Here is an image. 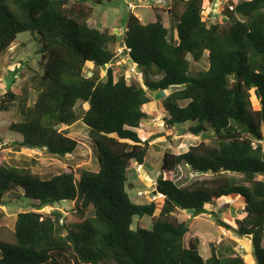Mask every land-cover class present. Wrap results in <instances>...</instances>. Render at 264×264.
<instances>
[{"label":"trees","instance_id":"16d2710c","mask_svg":"<svg viewBox=\"0 0 264 264\" xmlns=\"http://www.w3.org/2000/svg\"><path fill=\"white\" fill-rule=\"evenodd\" d=\"M76 1L78 6L68 7L69 0H0V57L24 32L35 37L40 56L32 85L36 101L20 108L23 118L8 125L12 136H0V149L8 139L5 145L15 151L37 149L62 158L77 146L66 129L81 121L98 164L95 172L70 169L48 178L13 160L0 164V205L15 189L20 190L15 199L32 204V210L16 215L11 239L0 236V264H248L232 248L222 259L212 246L204 260L195 239L185 246L188 226L173 216L177 210L208 215L226 230L250 237L251 264H264V0H226L224 25L203 20L202 0H172L168 27L157 12L150 23L132 13L126 18L122 54L142 74L147 90L173 89L162 102L165 125L201 137L184 152L163 151L156 179L164 194L160 206L135 203L127 192L130 165L148 157L150 140H141L136 129L151 99L140 84L127 83L123 75L115 79L110 67L105 80L98 70L84 75L87 64L99 69L114 63L110 47L119 38L88 27L89 10L79 4L91 0ZM204 55L208 68L192 75L190 61ZM155 76L160 77L149 78ZM14 102L8 90L0 110ZM79 102L85 107L77 112ZM181 167L191 176L211 178L186 185L163 179V172ZM236 199L245 216L234 220L233 228L211 208L229 209ZM61 202L75 203L73 210L81 215L91 210L92 217L68 226L58 210L38 212ZM142 216L151 217V229H132L133 219Z\"/></svg>","mask_w":264,"mask_h":264},{"label":"rangeland","instance_id":"374dc122","mask_svg":"<svg viewBox=\"0 0 264 264\" xmlns=\"http://www.w3.org/2000/svg\"><path fill=\"white\" fill-rule=\"evenodd\" d=\"M130 0H114L111 2H95L83 1L79 6L88 9L89 16L86 17L88 27L97 29L101 32L108 31L115 34L119 41L111 46L112 52L116 59L112 65L103 66L96 69L92 65L87 64L83 70L85 76H91L92 71L98 70L100 78L105 80L106 69L111 68L115 79L119 76H124L127 83L140 84L144 89V77L138 72L137 68L133 69V63L128 59L127 55H123V45L120 39L124 33V26L126 18L129 13L140 17L141 22L150 23L155 21V12L159 13L164 26L170 25V18L168 15V8L171 6L172 0H165L161 6L155 3H147L133 11L126 8V3ZM202 18L207 23L227 24V19L223 15V5L226 0H202ZM223 1V2H222ZM234 3L239 0H232ZM222 2V3H221ZM224 3V4H223ZM78 6L76 0H69L68 7ZM180 12V8L175 9ZM34 36L28 32L21 33L17 36L18 43L16 46L10 48L6 53L0 57V100L7 95V91L15 94V102L8 104V111L0 110V136L11 135L8 131V125L11 122L21 121L23 116L20 108L32 107L36 101V91L33 89V81L39 73L38 62L40 56L37 54L39 45L34 40ZM190 60V58H188ZM208 68L207 56L204 55L202 59L195 63L190 61V71L192 75L197 72L206 70ZM160 76L149 77L151 80H158ZM147 90V89H146ZM173 89L165 92H155L147 90V94L151 99L149 104L142 107V111L146 114V118L141 122L136 132L141 140H150L148 157L142 164V168L137 172V165L133 164V171L128 172L127 192L130 199L135 203H146L148 200L147 193H153L156 188V179L160 175L159 163L164 150H170L172 153L178 154L187 150L190 145H195L201 140L200 136L194 137L190 134L180 135L177 129L167 128L164 123L166 114L163 112V99ZM254 109L259 108L258 100L251 98ZM180 102V105H185ZM83 103L76 105V111L80 108L84 109ZM24 109V108H23ZM82 110V109H81ZM68 136L75 139L77 142L76 149L70 155L62 158L48 155L46 152L37 149L20 148L15 151L10 146H6L7 142L4 140V148L0 149V164L3 161L9 162L13 160L18 165L29 167V169L44 178L57 175L63 171L79 170L95 172L98 169L97 157L95 151L89 145L87 130L85 126L78 121L66 129ZM207 134H211L208 130ZM154 136H157L154 138ZM206 143H209L205 140ZM262 149L264 152V141L262 142ZM135 170V172H134ZM228 176H233L229 174ZM162 177L165 180H172L178 185L188 184L195 180H202L211 178L210 175H201L198 177L191 176L186 167H181L173 172H163ZM237 180L238 176L234 175ZM138 192L145 195L143 197L136 196ZM160 195V193H158ZM20 196V190H14L8 195L7 203L0 205V236L5 239H11L14 221L19 212L32 210V204L24 197L15 199ZM158 197V196H157ZM160 200V201H159ZM161 198L157 199L158 206L161 205ZM73 202H61L54 207H44L38 212L45 215H50L53 210H58L62 214V221L68 226L72 224H79L84 219L92 217V211L87 210L82 215L73 210ZM243 204L236 199L232 202L229 209L219 210L216 207L211 209L217 213L218 218L234 227V220L242 219L245 216L242 210ZM159 209V208H158ZM157 209V210H158ZM179 221L186 222L188 226V233L184 237V244L187 246L189 240H196L198 244V253L206 260L210 257V249L213 246L220 251V258L224 259L228 256L227 248L232 247L245 260L246 263L253 262V254L250 249V237L240 236L232 231L226 230L219 226L216 221L208 215L192 216L191 212L184 210H177L173 214ZM151 217L142 216L135 217L131 228L136 227L151 229ZM261 246H264V232L262 235ZM224 257V258H223Z\"/></svg>","mask_w":264,"mask_h":264},{"label":"built area","instance_id":"2783aa9c","mask_svg":"<svg viewBox=\"0 0 264 264\" xmlns=\"http://www.w3.org/2000/svg\"><path fill=\"white\" fill-rule=\"evenodd\" d=\"M164 1L165 0H151V2H153V3H155V4H158V5H162V4H164ZM141 6H143L142 4H140V3H137L136 1H134V0H130L129 2H127L126 3V8L129 10V11H133V10H135V9H137V8H140ZM136 68V66L133 64V69L132 70H134ZM141 168H142V165H137L136 166V168H135V170L137 171V172H139L140 170H141ZM145 194L144 193H142V192H138L137 193V196H139V197H143ZM146 196H148V201H150V202H154V203H156L157 202V199H159V198H163V196L160 194H158V193H147V195ZM158 196V197H157Z\"/></svg>","mask_w":264,"mask_h":264},{"label":"crops","instance_id":"0c3cea01","mask_svg":"<svg viewBox=\"0 0 264 264\" xmlns=\"http://www.w3.org/2000/svg\"><path fill=\"white\" fill-rule=\"evenodd\" d=\"M222 2H223V1H222ZM222 2H221V3H222ZM223 4H224V3H223ZM223 6H224V5H223ZM133 15H134V14H133ZM135 16L138 17L137 15H135ZM138 19L140 20V17H138ZM140 21H141V20H140ZM36 96H37V92H36ZM6 140L8 141V139H5V141H6ZM7 141H6V142H7ZM8 142H9V141H8ZM8 142H7V143H8ZM132 166H133V164L130 165V167H129L128 171H127V175H128V172H129L130 170L133 169ZM134 169H135V167H134ZM132 171H133V170H132ZM134 172H135V170H134ZM135 173H136V172H135ZM136 196H137V195H136ZM138 197H139V196H138ZM159 199H160V198H159ZM147 200H148V199H147ZM161 200H162V201H161V204H162V202H163V198H161ZM159 201H160V200H159ZM242 204H243V203H242ZM242 208H243V206H242ZM242 210H243V209H242ZM262 247H264V246H262ZM229 248L231 249L232 247H229ZM232 249H233V248H232ZM250 249H251V248H250ZM227 250H228V248H227ZM227 250H226V252H227ZM233 250H235V249H233ZM235 251H236V250H235ZM219 252H220V251H219Z\"/></svg>","mask_w":264,"mask_h":264},{"label":"water","instance_id":"95a60500","mask_svg":"<svg viewBox=\"0 0 264 264\" xmlns=\"http://www.w3.org/2000/svg\"><path fill=\"white\" fill-rule=\"evenodd\" d=\"M107 65L108 64H105V66H107ZM153 193H160L161 195L164 196L163 191H162V189L160 188L159 185H156L155 191Z\"/></svg>","mask_w":264,"mask_h":264},{"label":"clouds","instance_id":"9594fccd","mask_svg":"<svg viewBox=\"0 0 264 264\" xmlns=\"http://www.w3.org/2000/svg\"><path fill=\"white\" fill-rule=\"evenodd\" d=\"M151 3H153V2H151ZM131 12V11H130ZM163 196V195H162ZM163 198H164V196H163Z\"/></svg>","mask_w":264,"mask_h":264}]
</instances>
